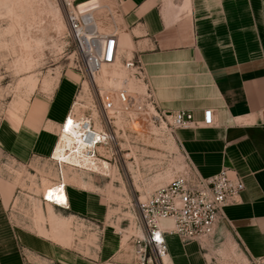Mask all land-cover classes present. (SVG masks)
<instances>
[{
    "label": "rangeland",
    "instance_id": "rangeland-1",
    "mask_svg": "<svg viewBox=\"0 0 264 264\" xmlns=\"http://www.w3.org/2000/svg\"><path fill=\"white\" fill-rule=\"evenodd\" d=\"M68 1L0 0V224L7 231L0 246L8 264H162L146 242L136 202L169 183L186 156L144 92L129 94L134 102L124 119L106 113V122L102 100L115 106L121 85L140 92L144 82L119 57L84 79L68 37ZM101 13L107 22L99 28L111 33V13ZM71 115L116 132V142L101 150L106 167L83 169L55 156ZM65 177L69 210L44 200ZM198 247L216 252L214 264H254L225 231Z\"/></svg>",
    "mask_w": 264,
    "mask_h": 264
},
{
    "label": "crops",
    "instance_id": "crops-1",
    "mask_svg": "<svg viewBox=\"0 0 264 264\" xmlns=\"http://www.w3.org/2000/svg\"><path fill=\"white\" fill-rule=\"evenodd\" d=\"M75 2L92 9L98 28L101 11L111 13L110 32L131 52L118 57L141 62V93L146 86L165 113H192L199 126L174 136L197 172L210 177L228 169L242 178L245 189L225 208L217 230L232 236L252 263L264 264V0ZM206 110L214 116L212 127L201 125ZM2 209L0 204L4 223ZM2 240L6 223L0 224ZM165 242L169 264H214L216 252L195 242L184 245L175 235H166ZM0 264H8L5 246Z\"/></svg>",
    "mask_w": 264,
    "mask_h": 264
},
{
    "label": "built area",
    "instance_id": "built-area-1",
    "mask_svg": "<svg viewBox=\"0 0 264 264\" xmlns=\"http://www.w3.org/2000/svg\"><path fill=\"white\" fill-rule=\"evenodd\" d=\"M78 6L74 0L67 4L68 37L75 49V68L84 79L91 80L102 66L112 65L117 60L118 36L116 32L107 34L102 31L96 24L95 15L90 11L81 13ZM123 63L127 70H132L144 82L143 68L138 58L126 59ZM106 98L102 100L105 115L114 107L113 99L108 96ZM117 98L128 107L134 102L125 91L118 92ZM145 100L147 106L157 112L159 119L166 120L173 134L178 129L199 126L188 111H177L173 114L160 111L148 88ZM168 116L170 119H167ZM105 120L110 124V117L106 115ZM261 124L264 126V118ZM201 125H215L211 110L203 112ZM80 126L83 141L89 143L87 155L92 158L100 157L97 147H110L116 142L117 135L114 130L96 132L89 118L82 119ZM185 158V168L169 183L154 189L146 198L136 202V212L146 242L159 258L167 253L166 235H175L182 244L195 242L201 248L211 243L216 236L218 224L225 220V208L235 204L245 189L242 178L236 172L223 169L210 177H202L188 158ZM169 223L172 224L171 229H168Z\"/></svg>",
    "mask_w": 264,
    "mask_h": 264
},
{
    "label": "bare ground",
    "instance_id": "bare-ground-1",
    "mask_svg": "<svg viewBox=\"0 0 264 264\" xmlns=\"http://www.w3.org/2000/svg\"><path fill=\"white\" fill-rule=\"evenodd\" d=\"M69 3H72V0H69L67 4H69ZM78 9H79V7H78ZM124 68H125V66H124ZM138 81H140V80H138ZM142 85H145V84H142ZM125 86H126L125 84L121 85V87L119 88V92L125 91L130 95L133 92L136 94L141 93V92L130 90L129 87H125ZM145 92H146V89H145ZM115 106L113 107V109H111L108 112V114L110 115L111 113L114 112V116H112V118L115 119L116 117H121L124 119V114L126 112H129L130 106L128 107L126 104H122L120 101H119V103L117 101V104ZM151 110L153 111L154 116H157V112L152 108H151ZM82 119H84V118H82ZM82 119H80V120L76 119L74 115H71L70 117H68L66 119V121L62 127L61 137H60L59 144L56 148L55 156L59 160H62L63 163H66V164L75 163L77 166H79L80 168H83V169H89L90 168L91 170H94V169L98 168V163L99 164L103 163V166L106 167L107 163L104 162V160H100L99 158H92V157L87 155V144H89V143L86 141H83V138H82V134H83L82 132L83 131H82L81 126H80V121ZM110 119H111V117H110ZM167 119H170V117L168 116ZM91 120L93 122V128L96 132H103L104 131L102 129L101 124H96L94 119H91ZM161 122L164 123L163 127L166 128V123L164 122V120H161ZM154 127H156V126H154ZM96 149L98 150V152L100 154H103V153H101V150H103L102 147H97ZM67 183H68V181L65 177L63 183H61L60 185L52 186L51 188H49L48 193H47V197H46V199H44L46 204L55 206V207L63 209V210H69L68 198H67V194H66V187L68 186ZM162 184H164V183H162ZM167 225H168V229L172 228L171 223H169ZM141 235L143 236L142 232H141ZM168 255H167V253H164L163 255H161V257L159 259H160L162 264L163 263H165V264L169 263Z\"/></svg>",
    "mask_w": 264,
    "mask_h": 264
}]
</instances>
